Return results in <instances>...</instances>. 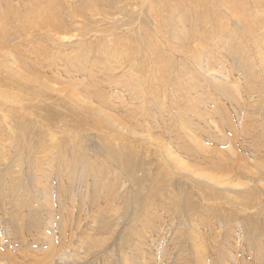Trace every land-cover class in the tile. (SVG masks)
<instances>
[{
	"label": "rangeland",
	"instance_id": "374dc122",
	"mask_svg": "<svg viewBox=\"0 0 264 264\" xmlns=\"http://www.w3.org/2000/svg\"><path fill=\"white\" fill-rule=\"evenodd\" d=\"M0 264H264V0H0Z\"/></svg>",
	"mask_w": 264,
	"mask_h": 264
}]
</instances>
